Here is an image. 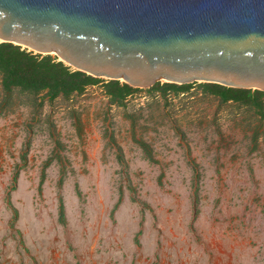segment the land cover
I'll list each match as a JSON object with an SVG mask.
<instances>
[{
    "label": "rangeland",
    "instance_id": "rangeland-1",
    "mask_svg": "<svg viewBox=\"0 0 264 264\" xmlns=\"http://www.w3.org/2000/svg\"><path fill=\"white\" fill-rule=\"evenodd\" d=\"M103 85L0 83V264H264V92Z\"/></svg>",
    "mask_w": 264,
    "mask_h": 264
},
{
    "label": "water",
    "instance_id": "water-1",
    "mask_svg": "<svg viewBox=\"0 0 264 264\" xmlns=\"http://www.w3.org/2000/svg\"><path fill=\"white\" fill-rule=\"evenodd\" d=\"M0 41L132 87L264 90V0H0Z\"/></svg>",
    "mask_w": 264,
    "mask_h": 264
},
{
    "label": "trees",
    "instance_id": "trees-1",
    "mask_svg": "<svg viewBox=\"0 0 264 264\" xmlns=\"http://www.w3.org/2000/svg\"><path fill=\"white\" fill-rule=\"evenodd\" d=\"M104 81V92L110 102L121 103L138 87H132L119 80L93 77L85 72L71 68L51 54L34 53L20 45L0 41V83L5 95L26 93L34 101L45 98L52 101L58 97L70 98L84 91L87 85ZM189 83H159L163 91L184 89ZM204 91L217 96L221 102L233 100L249 102L254 94L264 90L227 87L217 83L200 82Z\"/></svg>",
    "mask_w": 264,
    "mask_h": 264
}]
</instances>
